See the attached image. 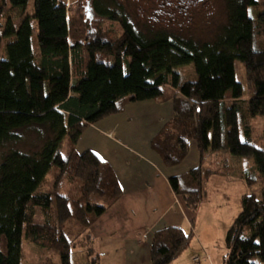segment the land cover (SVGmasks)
<instances>
[{"label":"trees","instance_id":"16d2710c","mask_svg":"<svg viewBox=\"0 0 264 264\" xmlns=\"http://www.w3.org/2000/svg\"><path fill=\"white\" fill-rule=\"evenodd\" d=\"M29 4L0 0V18L6 10L15 14L0 23V264H23L24 242L53 250L59 264H72L74 251L87 247L95 256L90 264H100L88 231L123 192L106 162L92 151L77 153L76 146L89 127L129 103L147 101L174 102V116L152 141L166 166L181 164L191 141L202 161L214 158L213 168L200 166L169 179L193 214L192 230L206 186L221 169L216 159L251 162L252 172L243 179L248 186L260 183V192L242 197L241 212L226 234L223 264H264V147L253 142L250 124L264 119V0H225L226 22L207 41L145 32L105 0H33L32 16ZM33 20L39 56L32 46ZM102 21L119 30L106 31ZM237 62L245 71L243 82ZM186 67L192 78L182 74ZM31 128L40 130L39 149L15 148ZM225 166L234 170L230 159ZM54 169L60 171L56 190L68 175L77 201L58 191L38 193ZM37 208L48 215L44 225L35 222ZM67 224L79 236L87 234L88 246L74 243ZM190 240L181 227L157 231L151 264H172Z\"/></svg>","mask_w":264,"mask_h":264},{"label":"rangeland","instance_id":"374dc122","mask_svg":"<svg viewBox=\"0 0 264 264\" xmlns=\"http://www.w3.org/2000/svg\"><path fill=\"white\" fill-rule=\"evenodd\" d=\"M105 1L111 4V6L114 4L124 9L134 25L145 32L148 29L153 31L165 30L182 37H190L196 41H207L212 39L226 22L225 0ZM259 1L263 2V0ZM73 2L74 0L67 1L68 4ZM90 2L91 0H89V3ZM27 15H33V0H30ZM9 16L14 17L15 14L12 11L6 10L5 16L0 18V23L3 24ZM15 22L17 25L20 24V21L18 20ZM32 24L34 27L32 46L35 55L39 56V47L37 44V23L35 20H33ZM101 24L100 25L110 33L119 30L117 24L106 21H102ZM236 66L238 68L236 73L237 79L238 81L243 82L245 78V71L240 62H237ZM192 72L193 71L191 67L182 69V74L187 78H192ZM141 103L144 102L129 103L125 106V109L122 112L110 116V122H112L111 125H113L118 132V136L116 137L119 139V141L124 142L127 145L131 144L133 147H136V142L144 138L145 135L143 134L139 137L138 129L133 134L128 133V135L125 134V136H123L121 130L124 131V129H126L125 127L133 126L136 123V117L133 115V112L136 115H138V113L131 109L134 108L131 106L139 105ZM156 103L159 104L158 102ZM166 103H171L173 105L174 116V102L169 101ZM151 117L156 119L154 114H151ZM112 119L114 120L112 121ZM250 124L252 126L251 137L253 142L258 146L264 147V119L256 118L252 120ZM95 125L98 126V123ZM89 128L84 131L83 135L87 133L86 131H88ZM99 128H101V125H99ZM101 136H106V134L102 133L101 130L100 135L99 133H90L85 143L89 144L90 146H94L95 149H101L105 153H112L113 151L121 150L116 145H112L105 141ZM40 143V130L37 128H31L23 132L22 142L16 144L14 147L25 152H33L39 149L41 145ZM64 147H66V145H64ZM151 149H153L152 142ZM7 150L8 147H6V151ZM227 159L231 160L232 166L234 168L233 171H229L227 168H225ZM208 160L210 162L207 164L208 167H205L204 163L200 164L203 169L213 168V156H209ZM216 160L215 166H220L221 169L218 170V175H216V177L206 186V198L197 211L193 230L189 227L185 228L187 235H191L189 246L186 248L183 254L178 257L179 259L177 258L178 260L176 259L177 261L175 260L176 262L174 261L175 263L172 264H211V262L208 260V256L210 257L209 259H213L212 264H223L228 253L225 246L226 234L237 215L241 212L242 197L244 195H250L254 193L259 194L260 192V183L254 186H248L247 182L243 179L245 174L252 172V164L249 160L230 158L229 156H226V158L222 156ZM108 165L113 169L110 164ZM59 174L60 171L57 169L52 170L39 189L38 193L53 194L58 191L59 193L68 196L72 202L77 201L79 199V195L76 194V188L70 182L68 175H64L60 188L56 190L57 176ZM53 212H55V207L51 209L50 214H53ZM35 214V222L44 225L48 215L39 208L35 210ZM190 218H193L191 211ZM66 226L67 227H65V231L69 234V237L71 236V239H74V243L76 245L86 244L85 246H88L87 244L89 243L86 238L87 234L79 236L77 227H74L70 224H67ZM90 230L88 231V235L92 237ZM92 240L93 246L96 250L95 240L93 237ZM23 249V264H40V262L44 263V261H46L45 264H59L57 255L53 250L47 248L42 250L41 248L39 249V247L37 248L26 242L23 244ZM120 255L121 253L118 250L116 251L114 248L112 253L102 254V259H100L99 256L100 264H123L124 258L122 259ZM94 257V255L91 256L88 254L87 247L78 248L73 253L72 264H90L91 259ZM194 258L199 259L200 262L194 263ZM109 260L113 262L109 263Z\"/></svg>","mask_w":264,"mask_h":264},{"label":"crops","instance_id":"0c3cea01","mask_svg":"<svg viewBox=\"0 0 264 264\" xmlns=\"http://www.w3.org/2000/svg\"><path fill=\"white\" fill-rule=\"evenodd\" d=\"M61 1L68 4L69 0ZM159 104L147 101L131 106L135 109L130 107L138 113L136 115L133 112L136 123L133 126H124L126 129L121 130V133L125 136L139 129V137L143 134L145 136L136 142V147L119 141L116 137L118 132L111 125L110 117L99 122L98 126H91L76 146L77 153L92 151L102 161L110 164L123 192L116 204L91 227L90 233L95 240L100 259L102 254L112 253L115 248L121 253L120 257L124 258L123 264H151L150 246L157 231L167 227H181L184 231L187 227L191 228L190 211L172 190L169 179L183 176L201 163L208 167L209 156H205L202 161L197 143L191 141L186 145L188 154L181 164L173 167L165 165L160 154L151 149V142L173 116V105ZM100 130L106 134L101 136L105 141L121 150L105 153L85 143L90 133L100 135ZM209 258L208 256L212 264L213 259ZM111 262L113 261L109 260Z\"/></svg>","mask_w":264,"mask_h":264},{"label":"built area","instance_id":"2783aa9c","mask_svg":"<svg viewBox=\"0 0 264 264\" xmlns=\"http://www.w3.org/2000/svg\"><path fill=\"white\" fill-rule=\"evenodd\" d=\"M199 261V259H195V262H198Z\"/></svg>","mask_w":264,"mask_h":264}]
</instances>
